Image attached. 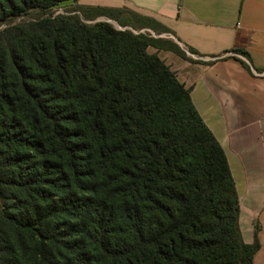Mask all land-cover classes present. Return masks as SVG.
<instances>
[{"label": "trees", "instance_id": "obj_1", "mask_svg": "<svg viewBox=\"0 0 264 264\" xmlns=\"http://www.w3.org/2000/svg\"><path fill=\"white\" fill-rule=\"evenodd\" d=\"M73 1L0 0V264H252L224 151L147 49L183 53Z\"/></svg>", "mask_w": 264, "mask_h": 264}, {"label": "crops", "instance_id": "obj_2", "mask_svg": "<svg viewBox=\"0 0 264 264\" xmlns=\"http://www.w3.org/2000/svg\"><path fill=\"white\" fill-rule=\"evenodd\" d=\"M64 5L80 9L89 24L120 22L125 14L118 12L129 11L154 23L147 30L165 29L158 38L170 40L184 57L167 49L147 51L189 91L224 151L242 239L251 244L256 234L259 249L252 264H264V0H75ZM233 50L244 51L248 59Z\"/></svg>", "mask_w": 264, "mask_h": 264}, {"label": "rangeland", "instance_id": "obj_3", "mask_svg": "<svg viewBox=\"0 0 264 264\" xmlns=\"http://www.w3.org/2000/svg\"><path fill=\"white\" fill-rule=\"evenodd\" d=\"M72 9H73L72 7H67L66 5H61V6L57 7V8H54V10L52 12H53V15H56V14H69V13L71 14ZM36 16H37V14H32V15H29L27 17V19L34 18ZM79 19L81 21L86 22V19L84 20L83 16H81V15H79ZM121 19L122 20L120 22L110 21L109 23L114 28H116L118 30L127 29V30L131 31L133 34L141 33V34L153 37V38L164 37V35H162V34H164L163 31H161L160 29H156V30L153 29L152 31H149L151 29H149V30L146 29L147 27L155 28L154 25H148V23H146V22L144 23V22L136 21V19L132 18V16H130L128 14L122 15ZM20 20L21 19H17L14 22H19ZM121 23L122 24L123 23H127V25L121 26ZM159 39L163 40L164 43H165L164 45H166V46H168L170 43H172L167 38H159ZM150 51H152V47L150 48Z\"/></svg>", "mask_w": 264, "mask_h": 264}, {"label": "water", "instance_id": "obj_4", "mask_svg": "<svg viewBox=\"0 0 264 264\" xmlns=\"http://www.w3.org/2000/svg\"><path fill=\"white\" fill-rule=\"evenodd\" d=\"M108 22V21H107Z\"/></svg>", "mask_w": 264, "mask_h": 264}]
</instances>
